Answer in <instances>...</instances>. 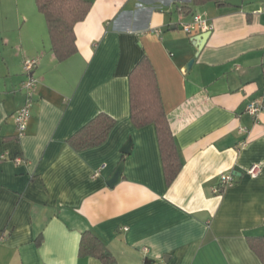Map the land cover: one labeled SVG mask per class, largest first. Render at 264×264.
Returning a JSON list of instances; mask_svg holds the SVG:
<instances>
[{"label": "crops", "instance_id": "obj_1", "mask_svg": "<svg viewBox=\"0 0 264 264\" xmlns=\"http://www.w3.org/2000/svg\"><path fill=\"white\" fill-rule=\"evenodd\" d=\"M197 14L214 28L188 36L180 24ZM75 34L77 54L59 62L35 0H0V264H102L79 256L87 231L115 264H263L249 239L264 238V111L247 107L264 104V0H93ZM144 58L183 163L170 187L155 127L130 119ZM29 59L38 89L18 137ZM99 114L116 121L107 141L75 151L68 140ZM223 173L236 183L218 196Z\"/></svg>", "mask_w": 264, "mask_h": 264}, {"label": "trees", "instance_id": "obj_2", "mask_svg": "<svg viewBox=\"0 0 264 264\" xmlns=\"http://www.w3.org/2000/svg\"><path fill=\"white\" fill-rule=\"evenodd\" d=\"M39 12L45 17L50 35L52 51L59 62L75 54V27L84 21L91 11L93 0H35ZM193 6L210 3L225 5L226 0H192ZM130 119L133 126L142 129L153 125L156 130L163 165L165 183L170 187L183 169L175 138L163 107L155 70L144 58L129 77ZM116 121L106 114H99L73 135L68 144L77 152L103 145ZM124 162V160L122 161ZM41 244V238L37 240ZM250 248L264 264V238L249 239ZM79 256L94 258L102 264H115V258L106 245L93 233L82 235Z\"/></svg>", "mask_w": 264, "mask_h": 264}, {"label": "built area", "instance_id": "obj_3", "mask_svg": "<svg viewBox=\"0 0 264 264\" xmlns=\"http://www.w3.org/2000/svg\"><path fill=\"white\" fill-rule=\"evenodd\" d=\"M181 30L188 36H193L197 33L211 32L214 28L211 21L202 14H197L192 17L190 22H182ZM38 68L36 60H26L24 62L25 81L22 84L24 94V102L20 109L14 114L13 119L17 128L18 137L25 135L31 119V110L35 102V95L38 89V80L34 77V72ZM264 111V104L261 101L255 100L247 107V112L252 117H258ZM19 162V160H18ZM262 168L260 165H252L247 173L252 179L260 176ZM236 178L230 173H223L219 177V184L212 190L216 195H221L227 188L234 186Z\"/></svg>", "mask_w": 264, "mask_h": 264}, {"label": "water", "instance_id": "obj_4", "mask_svg": "<svg viewBox=\"0 0 264 264\" xmlns=\"http://www.w3.org/2000/svg\"><path fill=\"white\" fill-rule=\"evenodd\" d=\"M226 4L228 5H232L235 7H241L242 6V0H227ZM208 34H203L200 38V40L204 41L205 39H207ZM193 64V61L190 63L189 67L190 68ZM131 148H132V144L131 142H128L125 147L122 150V153L125 155H128L131 153ZM123 170H124V162H121L119 164V166L117 167V169L115 170V172L113 173V175L107 180V186L110 188H114L115 186H117L121 179H122V175H123Z\"/></svg>", "mask_w": 264, "mask_h": 264}]
</instances>
